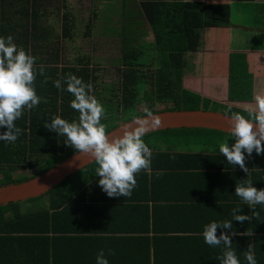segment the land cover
Wrapping results in <instances>:
<instances>
[{
	"label": "trees",
	"instance_id": "obj_1",
	"mask_svg": "<svg viewBox=\"0 0 264 264\" xmlns=\"http://www.w3.org/2000/svg\"><path fill=\"white\" fill-rule=\"evenodd\" d=\"M33 1L42 4L41 0ZM35 6L32 4V9ZM122 10L123 21L118 31L126 43L123 67L118 83L103 90L97 82L99 68L92 65L90 56L77 57L72 63L60 62V51L52 44L46 19L38 24H20L17 35L21 38L17 43L36 58L33 85L41 101L31 109L24 108L15 121L21 129L15 142L0 141V186L35 177L77 152L43 126L45 120L56 115L78 120V111L70 107L72 95L53 84L69 73L92 84V94L105 110L101 122L106 132L121 120L148 112L203 108L247 117L248 111L256 110L254 97L264 96V53L230 51L229 0H125ZM33 11L38 14V9ZM66 15L60 36L73 40L76 23L70 22ZM1 25L0 36H8L3 21ZM86 26L85 34L90 36L91 28ZM150 34L155 39L153 43H146L145 47L137 45L140 37ZM147 48L156 52V65L150 75L144 70L151 61ZM226 135L227 132L202 127L145 134L143 139L152 151L151 174L162 168L170 174L175 171V175H215L223 181L226 178L224 182L234 188L245 179L251 180L257 189L264 188V152L245 155L249 169L246 176L239 165L228 164L218 151ZM197 147L200 151L188 150ZM182 149L186 151L181 152ZM95 167L92 162L42 196L0 205V232L15 231L21 225L32 230L31 224L49 221V212L68 206L75 195L81 198L98 185ZM20 170L23 174H18ZM25 170L31 173H24ZM147 175L148 170H141L136 177L147 179ZM250 210L258 221L264 219V206L256 205Z\"/></svg>",
	"mask_w": 264,
	"mask_h": 264
},
{
	"label": "crops",
	"instance_id": "obj_2",
	"mask_svg": "<svg viewBox=\"0 0 264 264\" xmlns=\"http://www.w3.org/2000/svg\"><path fill=\"white\" fill-rule=\"evenodd\" d=\"M41 1L39 6L33 0H0V29L3 21L18 47L21 45L17 39L21 36L17 33L22 22L32 25L46 19L50 29L55 17L51 11L55 6L50 0ZM56 1L60 23L67 14L70 22L76 23L73 27L76 31L81 25L78 14L82 10L72 8V0ZM103 1L99 0L102 5L113 2ZM229 1L230 51L264 53V0ZM32 4H36L34 9ZM35 9H38L37 15ZM104 11L95 8L89 19L91 25L89 22L86 25L91 28L92 21ZM197 149L188 150L200 151ZM152 169L148 170L147 179L136 177L130 196L108 197L96 185L81 198L75 195L68 206L49 212V221L31 224L32 230L21 225L15 231L0 232V264H95L101 249L109 264H220L217 257L222 246L204 243L203 225L231 219L232 210L237 207L252 217L249 207L235 195V188L224 182L226 178L223 181L215 175H175V171L170 174L162 168H156V173L151 174ZM233 230L251 232L249 236L233 234L231 237L241 264H246L244 251L249 245L257 264H264V219L233 221ZM220 231L217 229V235Z\"/></svg>",
	"mask_w": 264,
	"mask_h": 264
},
{
	"label": "clouds",
	"instance_id": "obj_3",
	"mask_svg": "<svg viewBox=\"0 0 264 264\" xmlns=\"http://www.w3.org/2000/svg\"><path fill=\"white\" fill-rule=\"evenodd\" d=\"M35 59L24 48L18 47L11 35L0 36V129H3L0 141L15 142L21 131L15 121L24 108L31 109L41 101L33 85ZM40 73L43 74V68ZM53 84L72 95L70 107L78 111L79 116L78 120H68L56 115L45 120L43 126L63 138L65 145L91 156L96 165L95 176L99 177L97 184L108 197L130 196L136 186V174L149 170L151 165L152 151L143 139L148 131L147 120L136 119L132 125L124 126L120 135L109 139L105 124L101 122L105 110L92 94L90 82L85 83L69 73ZM254 101L256 110L248 111L247 117L240 113L229 117V133L218 145L226 162L239 165L246 176L249 169L245 165V155H251L253 151L264 152V96L257 95ZM147 115L152 116V113ZM234 193L250 209L256 205L264 206V188L257 189L251 180L236 184ZM251 219L237 207L232 210L231 219L213 220L203 225L204 243L211 247L222 246L221 255L217 257L220 264H241L231 237L233 234L249 236L251 232L236 233L233 221L244 223ZM217 229H221L219 235ZM244 260L246 264H257L251 245L244 251ZM95 264H109L103 249L98 251Z\"/></svg>",
	"mask_w": 264,
	"mask_h": 264
},
{
	"label": "rangeland",
	"instance_id": "obj_4",
	"mask_svg": "<svg viewBox=\"0 0 264 264\" xmlns=\"http://www.w3.org/2000/svg\"><path fill=\"white\" fill-rule=\"evenodd\" d=\"M50 2L52 6H55L52 7L53 11H51V14H53L52 17H55L51 20V27L48 31H50L51 35L49 37H51L53 46L59 48L60 62L72 63L77 57L88 55L93 61L92 65L99 68L97 82L101 90L109 84L118 83V80L120 79V70L123 67L122 56L124 50H126L125 37L122 38L118 31L121 27V21H123L122 5L124 0H113L112 3L111 0H108V4H111L103 6H101L102 4L99 0H72L71 7H77V9L82 10L81 12L78 11V16L82 21L81 25H79L75 31L77 32V35H75L73 40L64 39L60 36V8L55 5V3L57 4L56 0H50ZM103 3H105V0ZM95 8L105 11L99 12L100 16L98 19L92 21V34L87 36L85 34L88 29L86 24L90 22L89 19L92 18L91 14H94ZM107 17L109 19H107ZM130 25L135 26L136 23H131ZM112 26L114 29H112ZM146 26L148 30H150L149 24H146ZM259 40L261 39H256V41ZM154 41L155 39L152 34L149 36L143 35L142 38L140 37L137 45L145 47L146 43L150 44ZM146 50H149L151 61L149 65L144 67V70L150 75L156 65L154 58V56L156 57V52L151 48H147ZM123 122H125V120H121L119 124ZM21 173L23 174V171H18V174ZM24 173L31 172L25 170Z\"/></svg>",
	"mask_w": 264,
	"mask_h": 264
},
{
	"label": "water",
	"instance_id": "obj_5",
	"mask_svg": "<svg viewBox=\"0 0 264 264\" xmlns=\"http://www.w3.org/2000/svg\"><path fill=\"white\" fill-rule=\"evenodd\" d=\"M228 113L215 110L188 109L164 110L152 113V116L142 115L123 123L107 132L109 139L122 133L124 126L132 125L136 119H146V134L174 128L202 127L216 129L229 133L231 127ZM135 126V125H133ZM255 127V125H254ZM94 162L89 154L74 153L46 171L39 173L20 183L0 186V205L10 202H19L44 195L55 188L67 177L76 173L83 167Z\"/></svg>",
	"mask_w": 264,
	"mask_h": 264
}]
</instances>
